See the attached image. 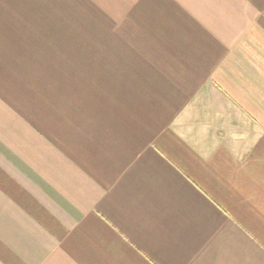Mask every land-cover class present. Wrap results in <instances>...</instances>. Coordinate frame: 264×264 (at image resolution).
Masks as SVG:
<instances>
[{
	"label": "crops",
	"instance_id": "0c3cea01",
	"mask_svg": "<svg viewBox=\"0 0 264 264\" xmlns=\"http://www.w3.org/2000/svg\"><path fill=\"white\" fill-rule=\"evenodd\" d=\"M0 264H264V0H0Z\"/></svg>",
	"mask_w": 264,
	"mask_h": 264
}]
</instances>
